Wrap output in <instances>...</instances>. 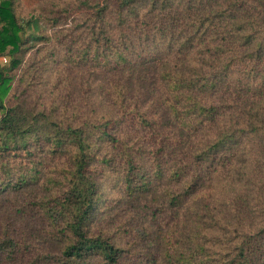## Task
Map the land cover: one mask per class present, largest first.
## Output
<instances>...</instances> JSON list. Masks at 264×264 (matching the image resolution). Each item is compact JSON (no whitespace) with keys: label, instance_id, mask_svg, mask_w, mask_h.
<instances>
[{"label":"trees","instance_id":"1","mask_svg":"<svg viewBox=\"0 0 264 264\" xmlns=\"http://www.w3.org/2000/svg\"><path fill=\"white\" fill-rule=\"evenodd\" d=\"M70 1H79L87 13L71 27L65 52L71 55L76 49L80 57L75 62L90 60L91 65L99 66L103 85L107 80L122 93L114 103L119 104L123 115L117 120L106 116L76 126L46 118L42 110L27 104L25 90L10 95L7 103L0 101V193L19 191L40 178L42 167L33 155L35 147H46L51 154H66V162L59 170L45 174L49 195L32 202L51 226L50 235L64 243L62 249L24 260V248L5 234L0 237V264H152L153 257L135 256L130 252L131 244L126 248L115 244L112 234L89 226L90 213L98 202L93 164L102 153V140L115 143L117 124L125 118L141 124L152 136L157 132L154 118L147 117L136 105L145 101V94L127 101L123 91L131 93L127 83L133 82L129 75L117 81L116 71L131 63L127 52L137 44L133 39L141 36L142 27L157 31L168 44L171 40L178 44L176 54L162 63L165 67L158 79L161 82L157 86L165 94L164 109L178 122L183 135L209 134L214 139L198 148L197 160L210 157L238 134L264 133V113L260 111L264 107V21L260 18L264 4L262 0ZM17 3L18 0H0V54L11 46L14 56L27 38H41L33 32L26 34ZM142 4L147 8L139 12ZM58 19L59 16L51 18V23L57 25ZM159 59L152 57L149 62ZM17 62L12 59L11 69ZM8 80L9 76L0 69V88L4 91ZM138 81L146 83L145 78ZM249 102H257V108L253 119L246 122L244 104ZM121 141L124 146L119 157L125 166L127 193H144L152 176L140 158L145 157L146 150L137 141ZM154 160H158L157 155ZM186 171L185 167L173 171L172 177ZM157 172L158 176L163 174L161 168ZM189 184L194 185L192 180ZM173 193L166 192L171 208L179 204ZM203 240L206 236L193 234L189 244H177L172 231H167L162 236L160 264H264V222L242 233L232 248L219 255L208 250Z\"/></svg>","mask_w":264,"mask_h":264},{"label":"rangeland","instance_id":"2","mask_svg":"<svg viewBox=\"0 0 264 264\" xmlns=\"http://www.w3.org/2000/svg\"><path fill=\"white\" fill-rule=\"evenodd\" d=\"M262 2L264 4V0ZM63 8L68 9L60 10ZM145 8L147 4H142L138 11ZM55 10L61 14H55L59 12ZM17 11L22 16L26 34L33 32L41 38H27L14 56L10 53L11 46L0 54V69L9 76L5 85L7 91L0 88V101L7 103L10 95L25 90L27 104L42 110L46 118L56 122L83 126L91 119L106 116L120 119L122 109L114 102L117 103L122 93L116 91V85L107 80H103V85L99 80V66L91 65L90 60L75 62L80 57L76 49L71 55L65 52V40L69 38L71 27L87 13L79 1L18 0ZM55 16H59L57 25L51 23ZM263 16L264 9L261 21H264ZM145 28H141V36L133 39L137 44H131L127 52L131 63L116 74L117 81L129 75L134 83H127L131 93L123 91L127 101L145 94V101L142 99L136 105L147 117L154 118L157 131L154 136H158H152L133 119L125 118L117 124L115 143H109L107 138L102 140V153L93 164L98 202L90 213L89 226L91 230L102 229L112 234L115 244L125 248L131 244L130 252L135 256L153 257L152 264H160L163 259L162 236L169 230L177 244H189L193 234L206 236L205 247L219 255L232 248L242 233L253 231L264 222V133L238 134L210 157L197 160L198 148L214 140L213 137L209 134L183 135L178 122L164 109L165 94L157 86L161 82L158 79L162 67H165L162 63L176 54L178 44L174 40L168 44L157 31ZM152 57L160 59L149 62ZM13 58L18 62L11 69ZM143 78L145 84L138 81ZM244 105L243 118L249 122L257 102ZM260 109L264 113V107ZM124 138L137 141V145H142L144 152L146 150L145 157L140 158L152 176L144 193H127L125 166L119 157ZM161 138L163 144L159 143ZM34 150L33 155L42 167L40 178L19 191L0 193V237L12 236L24 248V260L36 254L59 252L64 245L50 235L51 226L41 209L32 202L49 195L45 174L59 170L66 162V154H51L46 147ZM156 155L157 161L154 160ZM183 167L186 172L172 177L173 171ZM158 168L162 169L161 176H158ZM190 180L194 183L192 187H189ZM55 190L54 187L52 192ZM167 191L178 196L177 206L168 205ZM185 191L186 195L182 196Z\"/></svg>","mask_w":264,"mask_h":264}]
</instances>
